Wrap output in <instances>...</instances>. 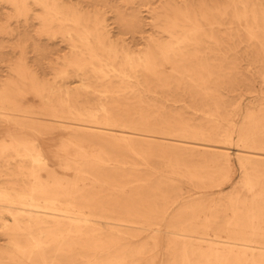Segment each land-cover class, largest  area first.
I'll use <instances>...</instances> for the list:
<instances>
[{"label": "bare ground", "instance_id": "bare-ground-1", "mask_svg": "<svg viewBox=\"0 0 264 264\" xmlns=\"http://www.w3.org/2000/svg\"><path fill=\"white\" fill-rule=\"evenodd\" d=\"M121 1L0 0L65 44L53 80L19 59L0 84V264H264V100L219 91L241 45L264 72V0Z\"/></svg>", "mask_w": 264, "mask_h": 264}, {"label": "rangeland", "instance_id": "rangeland-1", "mask_svg": "<svg viewBox=\"0 0 264 264\" xmlns=\"http://www.w3.org/2000/svg\"><path fill=\"white\" fill-rule=\"evenodd\" d=\"M106 1L114 7H120L122 9L137 7V3L132 6L129 4L128 7L124 6L121 0ZM141 11V15L146 18L145 21L147 23L149 19L147 18L148 13L146 12V8L143 7ZM13 14L14 11L11 7L0 3V84L12 77L11 68L18 63L19 59H24V61L28 63V65H31L44 79L53 80L54 64H52V62H57L56 57L63 55L65 52L63 49L65 44L61 42L60 38L48 39L46 36H41L39 34V24L36 20L29 19L28 22L24 20L16 21L12 16ZM109 15L113 17L111 12H109ZM146 29L149 30L148 33H151L150 25L147 24ZM125 37L128 38L130 35H126ZM127 41H130V39ZM141 46L142 45H139L138 47ZM38 47L44 51H38ZM236 50L238 57L237 66L239 69L238 79L235 81L234 85H226L219 90L226 100L227 113L231 115L235 113L236 109H241L243 113L247 107H252V105L255 106L258 103L257 100L260 98L264 100L262 71L259 72L253 64H248V57L245 54L249 53V49L245 47V45L239 46ZM61 63L62 62L59 61V63L55 65V68L60 67L62 65ZM262 73L264 75V72ZM198 98L202 100L201 97L198 96ZM36 99L37 98L33 97L34 101ZM89 99H91L92 103L98 100L95 96H90ZM184 99L187 106L184 105L180 107L182 102H179L176 104V110L183 112L186 117H190L193 123L203 124L211 128L213 132H218L219 129H229L231 124L227 121H223L221 124L217 116L209 113V110L212 109L209 105L196 109L190 105L192 103H190L188 96ZM169 104L170 102H166L167 108H170ZM241 116L242 114L233 118V122L236 124L239 123ZM209 117L213 118V121H208ZM0 127L2 129H8L9 125L7 123L5 124V122H0ZM61 133L62 132L56 133V137L59 138V136L62 135ZM235 137L236 133L234 134V138ZM42 142L46 150L52 143V141L46 140V138H44ZM234 144L231 146V158H233V175L235 181L241 176V168L238 160L234 156V149L236 148ZM180 182L183 186V192L186 193V191L190 189L188 182L185 180H181ZM228 187L229 185H226L224 188ZM3 242L4 239L0 233V243Z\"/></svg>", "mask_w": 264, "mask_h": 264}]
</instances>
